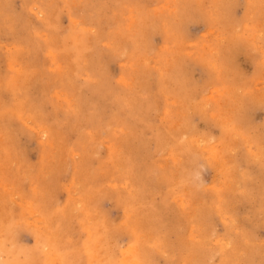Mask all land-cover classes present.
I'll list each match as a JSON object with an SVG mask.
<instances>
[{"label": "clouds", "instance_id": "1", "mask_svg": "<svg viewBox=\"0 0 264 264\" xmlns=\"http://www.w3.org/2000/svg\"><path fill=\"white\" fill-rule=\"evenodd\" d=\"M0 264H264V0H0Z\"/></svg>", "mask_w": 264, "mask_h": 264}]
</instances>
